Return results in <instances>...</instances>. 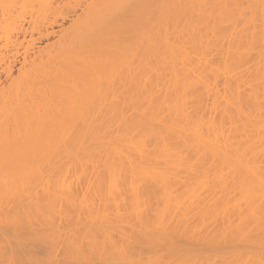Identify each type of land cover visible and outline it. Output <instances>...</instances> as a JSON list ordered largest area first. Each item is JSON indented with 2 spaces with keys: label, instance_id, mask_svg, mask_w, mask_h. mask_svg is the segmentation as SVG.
I'll return each instance as SVG.
<instances>
[{
  "label": "bare ground",
  "instance_id": "1",
  "mask_svg": "<svg viewBox=\"0 0 264 264\" xmlns=\"http://www.w3.org/2000/svg\"><path fill=\"white\" fill-rule=\"evenodd\" d=\"M0 264H264V0H0Z\"/></svg>",
  "mask_w": 264,
  "mask_h": 264
},
{
  "label": "rangeland",
  "instance_id": "2",
  "mask_svg": "<svg viewBox=\"0 0 264 264\" xmlns=\"http://www.w3.org/2000/svg\"><path fill=\"white\" fill-rule=\"evenodd\" d=\"M66 23H67V22H65V24H66ZM42 44H43V43H42ZM18 62H19V60H18ZM18 62H17V61L15 62V68H14L15 70H14V72L16 71V67L19 65ZM16 64H17V65H16ZM2 78H3V77H2Z\"/></svg>",
  "mask_w": 264,
  "mask_h": 264
}]
</instances>
